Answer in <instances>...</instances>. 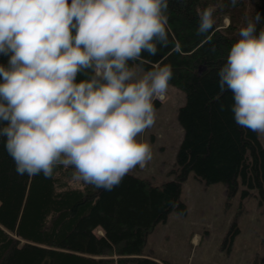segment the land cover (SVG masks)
I'll return each mask as SVG.
<instances>
[{"label":"clouds","instance_id":"clouds-1","mask_svg":"<svg viewBox=\"0 0 264 264\" xmlns=\"http://www.w3.org/2000/svg\"><path fill=\"white\" fill-rule=\"evenodd\" d=\"M169 0H0V136L18 174L45 178L57 166L73 179L111 191L152 159L137 138L154 126L170 65L138 76L130 61L167 46ZM235 4L236 0H232ZM198 13L197 35L214 25ZM249 19L218 71L233 95L234 121L264 134V29ZM214 50V49H213ZM91 69L89 79L77 75Z\"/></svg>","mask_w":264,"mask_h":264},{"label":"trees","instance_id":"trees-1","mask_svg":"<svg viewBox=\"0 0 264 264\" xmlns=\"http://www.w3.org/2000/svg\"><path fill=\"white\" fill-rule=\"evenodd\" d=\"M250 4L244 11V0H169L167 46L129 62L147 71L170 65L169 84L186 93L177 178L155 185L130 172L106 191L74 180V170L63 166L50 178L21 175L0 136V264H176L150 255L146 245L170 213H187L181 190L191 172L207 184L223 182L230 196L242 186L243 197L257 189L264 198V145L258 133L236 124L233 95L218 83L240 28L259 13L257 34L264 29V0ZM208 7L215 9L214 25L197 35L198 13ZM9 58L0 53V65L7 67ZM92 74L79 73L77 82Z\"/></svg>","mask_w":264,"mask_h":264},{"label":"rangeland","instance_id":"rangeland-1","mask_svg":"<svg viewBox=\"0 0 264 264\" xmlns=\"http://www.w3.org/2000/svg\"><path fill=\"white\" fill-rule=\"evenodd\" d=\"M244 2V11H249L250 0ZM230 22L225 15L223 25ZM132 67L138 76L147 72L137 63ZM185 103L186 93L171 84L163 100L153 99L155 124L137 138L150 145L152 159L131 173L155 185L177 178L184 137L179 109ZM259 139L264 145V134ZM242 191L240 186L230 196L223 182L207 184L191 172L181 190L187 213L173 211L159 222L148 236L146 252L176 264H255L254 259L264 258V198L257 189L245 197Z\"/></svg>","mask_w":264,"mask_h":264}]
</instances>
